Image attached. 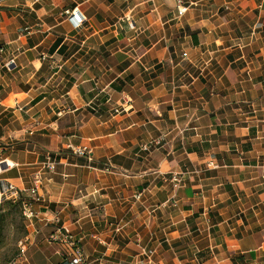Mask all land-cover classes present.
I'll list each match as a JSON object with an SVG mask.
<instances>
[{
	"label": "crops",
	"instance_id": "crops-1",
	"mask_svg": "<svg viewBox=\"0 0 264 264\" xmlns=\"http://www.w3.org/2000/svg\"><path fill=\"white\" fill-rule=\"evenodd\" d=\"M1 146L17 264H264V0H0Z\"/></svg>",
	"mask_w": 264,
	"mask_h": 264
},
{
	"label": "built area",
	"instance_id": "built-area-1",
	"mask_svg": "<svg viewBox=\"0 0 264 264\" xmlns=\"http://www.w3.org/2000/svg\"><path fill=\"white\" fill-rule=\"evenodd\" d=\"M185 12V9H178V14H182ZM64 15H66L69 20L73 22L75 27L81 26L83 22V17L81 16L79 10L77 8H73L71 10H65ZM160 141H156L154 144H159ZM72 154L77 157H84L88 154V150L84 147H74L71 148ZM45 168L52 172L55 167V161L51 157H47L45 159ZM2 167V163H0ZM2 169H4L2 167ZM40 187V177L37 176L33 180V186L25 191L18 189L10 183H3L0 181V200H11L12 202L18 203L21 206V211L24 219L27 223H31L34 218V212L31 207L33 203H38L41 201V197L37 193ZM54 223H58L54 219ZM47 243L52 245H57L60 247L58 251V255L62 258L65 264H84V258L82 252L71 236L70 233L65 231L61 227H55L53 232L46 238ZM29 244V238L27 235L19 241L18 247L20 252L23 254L25 252V246ZM143 261H139V264H151L153 251L145 250L143 253Z\"/></svg>",
	"mask_w": 264,
	"mask_h": 264
},
{
	"label": "rangeland",
	"instance_id": "rangeland-1",
	"mask_svg": "<svg viewBox=\"0 0 264 264\" xmlns=\"http://www.w3.org/2000/svg\"><path fill=\"white\" fill-rule=\"evenodd\" d=\"M6 153L7 152L1 146L0 163L5 162L4 158ZM3 172L4 169L0 166V179L2 178L1 173ZM2 201L3 200H0V205ZM16 204L18 208L16 206L14 208L12 205H3L4 217L0 230V264H17L18 261H22L25 254V252L23 254L20 252L18 243L27 235L26 227L28 223L22 215L21 206L18 203ZM27 247L28 245L25 246V249H27Z\"/></svg>",
	"mask_w": 264,
	"mask_h": 264
},
{
	"label": "trees",
	"instance_id": "trees-1",
	"mask_svg": "<svg viewBox=\"0 0 264 264\" xmlns=\"http://www.w3.org/2000/svg\"><path fill=\"white\" fill-rule=\"evenodd\" d=\"M52 158V157H51ZM3 205H12L14 208H15V206L18 208V205L16 204V203H14V202H11V201H2V203H1V205H0V230H1V224H2V219H3V217H4V215H3Z\"/></svg>",
	"mask_w": 264,
	"mask_h": 264
},
{
	"label": "bare ground",
	"instance_id": "bare-ground-1",
	"mask_svg": "<svg viewBox=\"0 0 264 264\" xmlns=\"http://www.w3.org/2000/svg\"><path fill=\"white\" fill-rule=\"evenodd\" d=\"M8 166H10V165L8 164Z\"/></svg>",
	"mask_w": 264,
	"mask_h": 264
},
{
	"label": "water",
	"instance_id": "water-1",
	"mask_svg": "<svg viewBox=\"0 0 264 264\" xmlns=\"http://www.w3.org/2000/svg\"><path fill=\"white\" fill-rule=\"evenodd\" d=\"M2 167H3V165H2ZM4 168V167H3Z\"/></svg>",
	"mask_w": 264,
	"mask_h": 264
}]
</instances>
